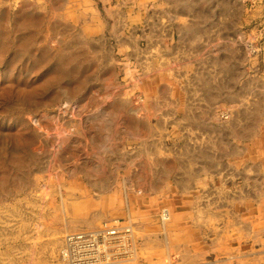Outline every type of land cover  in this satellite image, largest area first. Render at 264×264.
I'll list each match as a JSON object with an SVG mask.
<instances>
[{
  "label": "rangeland",
  "instance_id": "1",
  "mask_svg": "<svg viewBox=\"0 0 264 264\" xmlns=\"http://www.w3.org/2000/svg\"><path fill=\"white\" fill-rule=\"evenodd\" d=\"M238 1L248 10L258 2ZM145 5L148 18L139 14ZM161 7L158 0H0V264H106L96 259L100 254L84 253L102 251L105 221L115 226L111 235L127 231L124 192L146 188L142 170L155 162L138 152L144 125L169 112V134L181 113H173L175 86L166 78L157 80L149 96L137 87L143 55H134L131 46L148 49ZM135 12L137 22L124 21ZM173 22L164 25L166 36L154 40L168 55L179 38ZM246 47L258 53L250 43ZM148 53L154 56L157 48ZM165 63L179 70L174 59ZM217 107L212 124L224 120L223 107ZM170 142L165 140L167 148ZM259 168L262 180L264 164ZM87 173L111 177V192L95 186L108 180L90 182ZM130 182L144 187L124 191ZM100 224L106 233L87 234ZM136 241L134 264H145Z\"/></svg>",
  "mask_w": 264,
  "mask_h": 264
},
{
  "label": "crops",
  "instance_id": "2",
  "mask_svg": "<svg viewBox=\"0 0 264 264\" xmlns=\"http://www.w3.org/2000/svg\"><path fill=\"white\" fill-rule=\"evenodd\" d=\"M158 1L161 4L160 0ZM187 1L188 4L192 3V6L186 8L182 5L176 9L169 6L171 16H178L180 19L185 16L188 17L187 21H191L202 15L195 29L201 30L205 27L218 33L217 35L222 38L219 55L223 61L225 83L234 85L235 89H240L247 83L252 84L251 87L245 86L253 92V97L247 95V99L258 101L259 104L257 110L250 114L246 125L252 124L254 126L252 130L258 128V132L256 135L252 132L250 139L247 137V130L239 127L223 133L217 145L218 150L211 148L209 160L202 159L204 170L206 169L205 171L212 176L200 171H197V176L191 175L186 185L190 192H179L175 186V181L179 176L182 177L177 159L172 158L170 162L160 157L161 172L156 181L151 176V166H147L148 170H142L141 174L142 181L146 180L147 189L142 185L143 189L138 187L142 189L140 192H132L130 195L124 192L123 213L135 222L136 235L139 241L141 240V258L145 259L147 264H264V205L261 200L264 177L260 180L259 168L264 164V126L259 132V125L264 120V0H258L250 10L245 9L238 0ZM172 30L178 37L181 36L175 26ZM249 43L258 49L254 56L247 50L246 46ZM230 95L234 96V92L230 91ZM197 116L196 119L189 121L191 123L196 121L195 124L203 122L200 125L203 132L209 131L205 128L207 124L213 125L210 122L211 117L201 111ZM178 117V121L184 122L182 115ZM242 131L244 134L241 135ZM194 135L195 131L191 137L192 142L190 140L180 142L177 144L178 148L174 149L181 152L180 150L183 151L192 143L191 148L198 150L202 145L200 140L199 143L193 140ZM260 136L262 143L259 141ZM229 138L236 143L231 142ZM170 141L172 144L171 139ZM227 144L234 148L232 153L225 148ZM180 146L182 147L179 148ZM170 148L173 149L171 145ZM212 149L219 152L213 153ZM186 151L187 149L183 152L187 156ZM167 163L171 164L170 169ZM176 172L179 174L176 175ZM86 175L84 178L87 181L108 180L109 186L111 177L99 178L89 173ZM232 177L237 181L234 185L229 180ZM197 181L202 185L200 188L195 186ZM133 187L134 190H138L132 182L125 184L124 191L126 188L132 190ZM107 190L111 192V188L107 187ZM203 190L205 193H202ZM132 197L139 200L138 211L147 214L143 218L136 217L133 213L135 211L125 205ZM167 204L171 206L173 215L170 225L163 230L156 222L153 211Z\"/></svg>",
  "mask_w": 264,
  "mask_h": 264
},
{
  "label": "bare ground",
  "instance_id": "3",
  "mask_svg": "<svg viewBox=\"0 0 264 264\" xmlns=\"http://www.w3.org/2000/svg\"><path fill=\"white\" fill-rule=\"evenodd\" d=\"M160 2L162 4V7L159 8V13H161V15L157 17L159 19L158 21L159 25H156L157 30L152 29V33L155 35H152L151 37H149L147 41L149 42L148 49L150 50L151 48H157V53L154 56H151L148 53L147 48H146L147 50L145 51L143 50L139 51L138 49L135 48V46L133 45L131 46V52L135 51L134 55H138V53L139 55L141 54L143 55L142 58H140L139 60L137 59L139 63L141 64L140 68L142 70L141 71L142 75L139 78L140 81L137 82L138 83L137 87H141L143 91L145 92L146 96H149L151 94L150 92H152L153 90V86L156 85V83H158L157 80L166 78L167 81H170V83L168 84L175 86V88L173 87V89H171L172 94L174 95L173 104H174L175 109L173 108V113H175V110L181 112L179 114L182 115V118H183L182 120H184L185 123L178 121V119L177 120L175 119L173 122V127H172L171 132L169 134H166L165 129H164L166 121L164 122V120L167 117H169L168 116L170 114L169 112H167V114L161 113L162 114L160 115L161 119H158L154 125H151L149 121H146V124L144 125L145 126L144 130L146 131L144 135L141 137V141L138 143L139 144L138 152L140 155L147 157L149 160L155 161L154 165H151V176L154 181H156L155 179L160 176V172H161L160 167H159L160 160H161L160 156L166 155V157H168L167 154H172L173 158L177 159L176 161H177L178 169H180L182 172L181 173L182 177L180 178L179 176L178 179L176 178L177 180L175 181V186L180 190L179 192L181 191L190 192L189 191L190 188L187 189L186 185L187 183H189L191 175L197 176L198 174L197 171L204 172V173L207 172L205 171L206 169L204 170L205 166L202 163L203 161L202 159L209 160V157H210L209 150L211 148H215V149L217 148L218 150L217 145L220 143V136L223 135V133L230 132L231 130L239 127L241 129L247 130V137L249 139L252 137L251 136L252 132H255L253 133L254 135L257 134L258 128L252 130L254 126L252 124L250 125L249 123L246 125V121L249 120L251 116L250 114L253 112V110L254 111L257 110V105L259 104V102L254 101L252 99H247L248 98L247 95L252 96L253 94L251 90H248L246 88L249 86L251 87L252 86L251 83L244 84L246 87L242 86L240 89H235L234 85L225 83L226 79L222 71L223 61L222 59H220V55H219L220 54L219 46H220V41L222 38L217 35L218 33L216 34L214 31L208 30V28L206 29L205 27L201 30L195 29L197 27L196 25L197 21L202 15L198 14L199 16L195 17V19L191 21H187L188 17L186 18L184 16L185 18L183 17L181 19L178 16L173 17L170 14L171 12H169L168 10L169 6H174L176 9L184 5L187 8V7L192 6V3L188 4L187 0H160ZM148 6L149 5H145L140 10L138 9L139 14H141V16L148 18L147 17ZM181 10H183V8ZM196 11H198V9ZM139 14L137 15L136 13L135 17L133 18L132 17L128 19L125 18L124 21L130 22L132 21V19H134L137 22ZM169 20L170 21L173 20L175 22V28L179 31V34H181V36H179L177 40V45L174 46L172 50H170V51H173L171 55H168V52L166 54L162 48H160L157 44H155V41H154L157 37H160L161 35L166 34L165 26H166V23L169 22ZM176 20H178V22ZM199 23L201 22L199 21ZM170 27H172V25ZM113 29H117V28L114 27ZM163 36H166V35H163ZM124 41L127 42L126 40ZM124 41H123V44H124ZM252 51L256 52L253 47H252ZM255 54L256 53H254V55ZM170 59H174L176 61L177 66L179 68L178 71L172 68L171 65H169L168 63H165ZM155 60L158 62H156ZM131 77L133 78L134 75H131ZM176 85H178V88L176 87ZM135 87L136 85L132 86V88H135ZM216 90H218L217 93H216ZM230 91L234 92V96L230 95ZM159 93L157 95H159ZM149 98L150 97H148V99ZM213 106L214 107L218 106L217 108H219L220 106L223 107L222 111H220L219 113L222 115H219V118L222 117L224 120H222L220 123L213 124V125L207 124L205 129L209 131L211 130V132L209 131L203 132L202 128L200 127V125L203 122L199 124H195L196 121L194 123H191L189 121V119H196V116L198 115L199 111L205 114H208V116L211 118L216 117L217 114L212 110ZM216 111H219V109H216ZM130 112H131V109H130ZM133 112L135 114L136 111L133 110ZM260 124L261 125H259V129H260L259 132L262 130V127L264 126V120ZM194 131H195V135H194L193 140L198 143L200 140V145H202L198 148V150L191 148L192 143L190 144V146H188V148H186L187 149L186 152L188 153L187 156H186V153L183 152L186 149L183 148L184 150L183 151L180 150L181 152H179L177 149H174V148H178L177 144L180 142H183V141L187 142L188 140L191 141L192 140L191 137ZM242 134H244V131L241 132V135ZM166 139L172 140L171 147H173V149L172 148L169 149V147L168 148L165 147ZM195 139L198 141H196ZM259 141H261V143L263 141L261 136H260ZM181 147L182 146H180L179 148ZM225 148L228 149L229 153L230 152L232 153L234 151V148L230 146V144H227ZM217 150H215V152H219ZM212 152L215 153L213 149H212ZM151 156L153 157V159ZM173 166H175V164H173ZM207 167L208 166H206V168ZM178 172H176L175 174L177 175ZM207 174L211 175L209 172H207ZM188 185H191V184H188ZM95 186H99V189L103 192H108L107 190L108 184H106L105 182L97 183ZM195 186L196 187L198 186L200 188V186L202 185L198 183L197 181V183H195ZM207 189L209 190V188ZM214 189H216L215 186H214ZM203 192L204 190L202 191V193ZM261 192H262L261 200L264 205V186L261 188ZM169 204L171 205V203ZM169 204H167L168 206L161 205L157 209H154L153 211V215H154L156 222L159 224V226L163 230L166 228L168 224L170 225L171 220H172L171 216L173 215V213H172L171 206L173 204L171 206ZM125 205L128 206L129 208H132L133 211H135L133 213L135 214L136 217L138 216L139 218L140 217L143 218L144 216L147 215L145 213H141L138 211L139 210V200L137 199H129L127 200V203ZM133 206H135L136 208H134ZM124 216H125V221H124L125 226L123 225L124 226L123 229L127 230L126 232L123 231L122 229H119V231H117V234H114V233H112V235L109 234L108 231L110 230L116 231V229H114L115 226H113L111 219L105 221L106 223L105 225H107L108 223L109 228H107L108 237L106 236V238H104L105 241L101 243V245H103L102 251H101L102 253L99 252L100 250H97V252H92V254H89V253H84V254L94 255V256L97 254H100L96 256V259L104 261V263L106 264H120L124 262L125 263L129 262L130 264L136 263L137 253H138L137 248L139 246L137 244L138 241L136 240H139V239L137 238L136 232H134V229L131 226L132 219L128 215H124ZM114 219H116V217H113V220ZM173 219H175V217H173ZM101 223H104V221L102 220ZM101 225L103 226L104 224H100L97 227L91 228V230L87 231V234L89 233V234H93L97 236V235L106 233L104 232V228ZM79 232H80V235L86 234L85 231H79ZM96 241L100 242V239H98L97 237ZM106 250L108 251L109 255L108 254L106 256L101 255L103 253L105 254ZM89 257H92V256H89ZM126 257H129L130 259H127ZM145 264L147 263L145 262Z\"/></svg>",
  "mask_w": 264,
  "mask_h": 264
},
{
  "label": "built area",
  "instance_id": "4",
  "mask_svg": "<svg viewBox=\"0 0 264 264\" xmlns=\"http://www.w3.org/2000/svg\"><path fill=\"white\" fill-rule=\"evenodd\" d=\"M248 2L254 3V2H255V0H248Z\"/></svg>",
  "mask_w": 264,
  "mask_h": 264
}]
</instances>
